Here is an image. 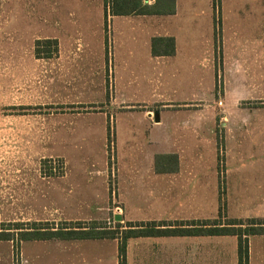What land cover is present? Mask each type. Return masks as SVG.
<instances>
[{
  "label": "rangeland",
  "instance_id": "374dc122",
  "mask_svg": "<svg viewBox=\"0 0 264 264\" xmlns=\"http://www.w3.org/2000/svg\"><path fill=\"white\" fill-rule=\"evenodd\" d=\"M244 1L264 2L176 0V15L120 19L110 15L107 0H0V232L13 235L0 240V264L120 263L119 238L25 242L19 227L101 226L122 233L130 222L226 225L264 213V182L226 175L235 163L262 155L234 151L233 129L223 126L216 103L223 83L208 100L176 103L205 90L208 79L202 88L184 85L188 61L217 37L223 7ZM164 34L177 38L179 58L150 68L145 51ZM118 50L125 70L120 56L113 62ZM144 63L148 75L163 81L143 83ZM165 153L219 161L223 175L199 183L155 176L152 163ZM168 195L188 196L181 206L167 202ZM138 239L128 247L127 264H143L140 255L151 244ZM236 243L218 239L202 249L208 246L210 264H231ZM158 247L161 264L181 260L179 247ZM221 250L226 258L211 255Z\"/></svg>",
  "mask_w": 264,
  "mask_h": 264
},
{
  "label": "crops",
  "instance_id": "0c3cea01",
  "mask_svg": "<svg viewBox=\"0 0 264 264\" xmlns=\"http://www.w3.org/2000/svg\"><path fill=\"white\" fill-rule=\"evenodd\" d=\"M126 17L129 16H116L115 18L121 19ZM220 17L221 20L219 21L217 37L216 35H212L207 40L205 50L199 53L193 52L190 57L192 59L188 61L187 76L184 78L186 82L184 85L187 88H189L188 85L190 83L192 84V81L199 83L197 85H199V88H202V86L204 87L202 85L203 81L208 79L209 81L207 82L205 90H201L200 94L198 92L192 93L191 90L189 94L182 96L176 103H187L196 96L208 100L212 96V92L216 89L217 82L221 81L223 83V96H219L216 103L221 108L219 110L224 113V116L221 118L223 120V126L233 129L234 151L251 153L249 156L251 158L262 155L261 160L251 159L246 161L243 159L241 162L235 163L232 170L226 171V175L232 174L236 181L244 183H254L258 180L264 182V2H236L234 7L229 11L223 7ZM158 37L173 38L175 41V54L172 56H153L151 41L148 50L145 51L150 68L152 66L160 67L173 64L179 58L177 38L171 34H164L153 37V39ZM215 39L217 40L216 42ZM123 54L118 50L117 52L114 51L111 56L113 62L115 58L120 56L122 58L121 61L125 62L122 64V69L125 70L127 63L124 60ZM139 67L142 71L143 83L148 82L150 86L156 77H160L162 80L160 74L154 76L147 74L146 63L140 64ZM157 71L158 69L156 68ZM170 71L172 73L174 72L175 75L177 74V69L172 68ZM174 79L177 78L172 77L170 79V87L174 86L172 85ZM174 93L178 95L177 88L174 90ZM197 116V113H193V117L196 118ZM211 118L209 116L208 120H211ZM159 122H161V119ZM201 125L203 124L201 123ZM255 153H259V155L256 156ZM165 154L176 155L178 157V169L168 173H160L156 169L154 159L152 165L154 166L153 174L155 176H173L185 182L199 183L211 179L214 176L223 175L219 161L218 163L201 159L184 161L176 153ZM139 166H141V163ZM145 174L146 172L143 170L138 174L140 176L139 178L145 177ZM187 196L168 195L166 201H173L183 206L182 200L186 199ZM155 197L156 195L150 196L153 200H155ZM250 219H264V213ZM180 221L186 224L184 220ZM171 223L168 224L175 225ZM133 239H130L128 242L127 252ZM218 239H225L232 242L237 241L234 251L231 252L232 254L228 260L231 264H239V244L237 236L141 237L138 239V242H148L151 245H148L142 251V256L140 255L139 259H142L140 261L143 264H161V260L158 259V246L164 243L180 248L179 256L182 258L177 264H210V253L207 252L208 246L206 250H203L202 243L208 244ZM211 255L226 258L225 250L211 252ZM248 264H264V234L249 237Z\"/></svg>",
  "mask_w": 264,
  "mask_h": 264
},
{
  "label": "trees",
  "instance_id": "16d2710c",
  "mask_svg": "<svg viewBox=\"0 0 264 264\" xmlns=\"http://www.w3.org/2000/svg\"><path fill=\"white\" fill-rule=\"evenodd\" d=\"M110 15L116 16H170L177 11L176 0H155L148 4L145 0H107ZM51 43V41H47ZM40 41L37 43L39 47ZM153 56H172L175 54V41L173 38H154L152 40ZM51 58V53L45 54ZM39 58H42L38 54ZM156 169L160 173H168L178 169L176 155L160 154L155 157ZM117 227H122L117 224ZM20 241H50V240H103L119 238V264H127V246L130 239L141 237H177V236H237L239 244V264H248L249 237L264 234V219H249L246 222L234 220L223 225L218 222L203 224H178L170 225L160 222L128 223V229L120 233L119 230H106L101 226L92 228H52L37 227L17 228ZM0 240H13L11 233L0 232Z\"/></svg>",
  "mask_w": 264,
  "mask_h": 264
},
{
  "label": "water",
  "instance_id": "95a60500",
  "mask_svg": "<svg viewBox=\"0 0 264 264\" xmlns=\"http://www.w3.org/2000/svg\"><path fill=\"white\" fill-rule=\"evenodd\" d=\"M155 120H156V122H159V120H160V113H159V111H156L155 112ZM115 221L121 222L122 221V217L120 215H116L115 216Z\"/></svg>",
  "mask_w": 264,
  "mask_h": 264
},
{
  "label": "built area",
  "instance_id": "2783aa9c",
  "mask_svg": "<svg viewBox=\"0 0 264 264\" xmlns=\"http://www.w3.org/2000/svg\"><path fill=\"white\" fill-rule=\"evenodd\" d=\"M148 2H149V0H148Z\"/></svg>",
  "mask_w": 264,
  "mask_h": 264
}]
</instances>
